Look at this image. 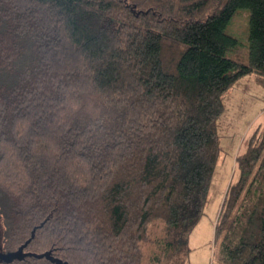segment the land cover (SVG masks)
<instances>
[{
    "label": "trees",
    "instance_id": "1",
    "mask_svg": "<svg viewBox=\"0 0 264 264\" xmlns=\"http://www.w3.org/2000/svg\"><path fill=\"white\" fill-rule=\"evenodd\" d=\"M248 74L264 87V0H0L2 247H22L0 264H185ZM234 168L219 260L264 264V126Z\"/></svg>",
    "mask_w": 264,
    "mask_h": 264
},
{
    "label": "rangeland",
    "instance_id": "2",
    "mask_svg": "<svg viewBox=\"0 0 264 264\" xmlns=\"http://www.w3.org/2000/svg\"><path fill=\"white\" fill-rule=\"evenodd\" d=\"M248 26L249 9L239 8L225 28L227 34L237 39V46L229 55L241 62L248 61ZM224 106L218 128L220 157L212 175L208 202L187 238L185 248L189 250L185 255V264H223L219 260L218 242H214L213 225L226 188L237 177L234 168L236 154L246 148L251 138L257 140L262 133L264 87L254 81L253 74L245 75L228 91ZM4 226L0 215V248L4 244ZM144 252L148 254L146 248ZM149 264L156 263L150 260Z\"/></svg>",
    "mask_w": 264,
    "mask_h": 264
},
{
    "label": "water",
    "instance_id": "3",
    "mask_svg": "<svg viewBox=\"0 0 264 264\" xmlns=\"http://www.w3.org/2000/svg\"><path fill=\"white\" fill-rule=\"evenodd\" d=\"M21 250H22V247L20 246L16 251H7L5 253H0V260L5 261V262H10L13 259H20L22 256ZM46 254L48 253L35 254V255L43 256Z\"/></svg>",
    "mask_w": 264,
    "mask_h": 264
},
{
    "label": "flooded vegetation",
    "instance_id": "4",
    "mask_svg": "<svg viewBox=\"0 0 264 264\" xmlns=\"http://www.w3.org/2000/svg\"><path fill=\"white\" fill-rule=\"evenodd\" d=\"M2 248H3V247L0 248V253H5V252H7V251H4ZM16 250H17V249H14L13 251H16ZM0 262H3V261L0 260Z\"/></svg>",
    "mask_w": 264,
    "mask_h": 264
},
{
    "label": "crops",
    "instance_id": "5",
    "mask_svg": "<svg viewBox=\"0 0 264 264\" xmlns=\"http://www.w3.org/2000/svg\"><path fill=\"white\" fill-rule=\"evenodd\" d=\"M255 81V80H254ZM223 197H224V195H223ZM223 199V198H222ZM221 202H222V200H221ZM220 205H221V203H220ZM219 208H220V206H219ZM218 214V213H217ZM216 218H217V216H216ZM215 222H216V219H215ZM215 222H214V225H215ZM214 225H213V236H214Z\"/></svg>",
    "mask_w": 264,
    "mask_h": 264
}]
</instances>
